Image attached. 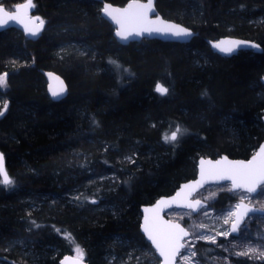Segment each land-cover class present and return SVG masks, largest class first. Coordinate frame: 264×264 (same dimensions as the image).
I'll list each match as a JSON object with an SVG mask.
<instances>
[{"label": "trees", "instance_id": "16d2710c", "mask_svg": "<svg viewBox=\"0 0 264 264\" xmlns=\"http://www.w3.org/2000/svg\"><path fill=\"white\" fill-rule=\"evenodd\" d=\"M34 3L35 13L50 20L49 31L35 41L16 36L14 30L0 33V74H8V91L0 88V98L9 103L0 118V151L12 181L4 184L0 176V249L33 239L38 253L27 264H58L62 254L56 259L49 247L65 239L67 247L81 248L97 264L107 253L121 255L120 241L150 248L140 230L143 205L196 178L200 154L248 159L264 138V27L238 33L256 40L261 52L241 51L226 58L208 44V38L223 34L230 8L255 4L263 10L264 0H157L165 18L196 35L189 43L142 40L127 45L117 41L95 1ZM65 40H82L91 51L60 58L55 45ZM23 53L25 66L15 69L6 63ZM98 65L110 67L115 77L97 72ZM51 66L60 70L69 88L60 101L47 94L44 71ZM159 83L168 89L166 95L156 91ZM177 128L175 141L165 139ZM104 140L109 143L105 150L100 146ZM86 153L105 168L118 170L117 189L99 199L118 205V213L91 215L97 204L83 195L81 207L50 201L26 214V199L51 200L72 191L78 184L72 166ZM125 154H134V162L120 169ZM233 201L231 193L223 192L213 205ZM218 252L206 242L196 245L202 263L213 264Z\"/></svg>", "mask_w": 264, "mask_h": 264}, {"label": "rangeland", "instance_id": "374dc122", "mask_svg": "<svg viewBox=\"0 0 264 264\" xmlns=\"http://www.w3.org/2000/svg\"><path fill=\"white\" fill-rule=\"evenodd\" d=\"M92 1H95V4L97 5V8H99L100 12H102L104 3L106 2L120 5L118 3H113V0ZM100 2L101 4H98ZM0 4H3V0H0ZM15 6L6 8L8 10H14ZM238 6L239 7H232L229 9L230 12H228L227 14L229 16V22L225 23L220 31L223 32V34L219 37L217 36L214 39L208 38L209 41L217 40L225 36L243 38L238 33H243L244 30L249 31L251 30V28L260 29L261 27H264V9L258 10L257 5L255 4H241ZM230 19H232V22L230 21ZM43 20L46 24V28L44 31V33H46L51 28L50 20L46 18H44ZM10 30H14L16 36L23 35L26 40L29 39V36L26 35L22 30H18L15 28H9L3 32H7ZM90 49L91 46L82 40H65L62 42H58V44L55 45V54L60 58L64 56H86L91 51ZM27 62V56L23 53L19 54V56L8 59V62L6 63L10 66H14L15 69H18L21 66H25L26 64H28ZM59 71V69H55L53 66H51L50 69L44 71L46 86H48L47 73L55 72L64 77ZM96 71L99 73H108L112 75L113 78L115 77V73L110 67H102V65H98L96 67ZM262 77H264V75ZM5 79L6 83L3 86H0L3 92L8 91V74ZM8 107L9 103L7 101V98L4 96L1 97L0 113L2 114H0V118L6 114ZM171 134L172 133H170L169 137L171 136ZM108 144V141L104 140V142L101 143L100 146L103 150H105L107 149ZM93 156L94 155L91 153H86L83 155L81 160L76 158V160L74 161V166L72 167L77 170V175H75L73 179L77 181L78 184L73 187L72 191L65 192L61 197H55L51 200L50 197H43L36 200H34V198L26 199L25 203L28 205H26L27 207L25 209V213L30 214L32 210H39L44 205H50L52 204L50 203V201H59L58 203L64 204V206H68L71 208H77L78 206L81 207L83 206V203L80 200L81 197L85 195V197L89 199V201L97 204L93 209L89 211L91 215L103 213L117 214L118 205L106 201H102V203H100L99 199L109 196V194L117 189L120 183L118 170L115 168H105L103 165H100ZM202 156L210 157L207 154H200L199 158ZM134 158V154L123 155L121 162L119 161L118 164L119 168L122 169L121 164L125 162H134ZM223 192L231 193L234 196L235 201L227 204L224 207L214 206V202ZM196 198L205 200L208 203V206L197 213L193 212L192 210L178 208L173 209L167 213V217L169 219L181 222L191 232V237L185 241L186 246L182 251L180 257L178 258V264H206L200 262L198 259L196 253V245L198 244V242H206L208 244H212L219 250L218 254L214 255L213 257V264H238L235 259H248L251 261L264 262V255H262L264 254V216H251L242 226L240 232L237 235H233L231 226L235 221V215H229L230 213H236V206L240 201H245L251 205L264 209V186L261 187L260 191L256 195H251L242 191L233 192L229 183L221 185H211L201 190L196 195ZM225 219H228V223L224 222ZM221 233H227V235H221ZM208 237H215V242H213L211 239H208ZM120 242L123 245L121 255L107 253L97 264L160 263V258L156 255V252L151 247V245L149 248L146 246L143 247L136 243L131 246L127 242ZM67 245L68 244L66 243V240L62 239V241H59V246H56L55 244L52 245V247H49L54 251V257L62 254L61 257L59 256L60 258L58 256L56 257V259L59 258L58 264L61 259L68 255L80 258L87 264H91L90 259H87V257L85 256L86 254L84 250L78 247H67ZM7 246L8 247L4 250L0 249V264H22V262L27 264L32 262V259L38 253V247L34 244L33 239H20L19 241H15L13 244ZM77 249H79V251H77ZM249 249L253 250L249 255H238V253L248 252ZM193 252H195L196 254L194 257L191 256V253ZM14 257L17 258L18 262H16V259H13Z\"/></svg>", "mask_w": 264, "mask_h": 264}, {"label": "water", "instance_id": "95a60500", "mask_svg": "<svg viewBox=\"0 0 264 264\" xmlns=\"http://www.w3.org/2000/svg\"><path fill=\"white\" fill-rule=\"evenodd\" d=\"M156 3H157V0H152L151 7L148 9H144V8H141L140 6L147 5L148 0H129L124 6H118V5H114L112 3L107 2V3H104L103 9L106 6H110L108 7V13H111V15H108L102 10V17L114 27L115 38L122 45L140 42L141 40H160L163 42L189 43L195 36L194 35L195 32L182 23L165 18L158 11ZM19 5H22V4H19ZM32 5L33 3L31 2V6L29 8H21L19 10V13L17 14V19L15 20L5 18L7 22L4 25L0 26V32H3L9 28H15L18 30H22L26 35L29 36V39L31 40H38L40 37H42L45 31V28H46V24L41 16H32V10H33ZM129 5H131V7H129ZM0 6H3V5H0ZM145 10H147V13H148V21H156V24L154 25V27L164 28L168 25H176V26H179L180 28L187 29L191 33V35L176 36V35H173L172 32H169V31H164V32L154 31L151 34L144 32L143 35H137L136 34L137 32H140L144 27L149 26L146 22H143V21L137 22L136 20H134V17L137 16L138 13L145 11ZM14 11L15 10L9 11V12H14ZM113 17H115V19H113ZM118 20L120 21V23H117ZM175 30L176 29H173V31ZM118 31L127 35L128 38L123 39L122 37L117 36L116 33ZM32 32H36L37 34L33 36L31 35ZM208 44L215 53H217L218 55L222 57H226V58L237 55L241 51L261 52L262 50L261 45L256 41L245 39V38L230 37V36L221 37L217 40H210ZM216 44H219L220 48L230 47L232 48V51L227 52V53L221 52L219 48L215 47ZM47 79H48V86H47L48 94L53 100L60 101L68 95V92H69L68 85L66 83V80L61 75L55 72H48ZM261 81H262V84L264 85V77L261 78ZM158 85L165 87L161 83H159ZM262 122L264 126V116L262 117ZM261 147H264V138L262 142L260 143V145L258 146L255 153H253L248 159L232 158L226 154L220 155L215 158L202 156L198 159L196 178L181 183V185L177 188V190L173 194L168 195V196H161L154 203L146 204L141 207L142 218H141L140 230L143 236L145 237L146 241L151 245V247L155 250L156 255L160 258L159 264H164V257L160 255L159 250L152 243V241L149 240L148 234L144 232L145 217L148 218L149 227L164 229L168 227V224H179L182 228L187 230L189 235L185 236L180 241V243L183 244L184 246L179 249V252L171 260V264H177L178 258L186 246L185 241L191 237V232L181 222L169 219L167 217V213L176 208L188 209V210H192L193 212L197 213L203 208L207 207L208 203L205 200L196 198V195L201 190L211 185H221V184L229 183L231 185V190L233 192H238V191L246 192L245 190H242V189H233L231 180L215 179L212 176H210L208 172H209V169L213 167H216V168L225 167L229 162H237V161L247 162L251 160L254 156H258V154H260ZM0 154H2L3 156L4 170L7 172L9 176V173L6 168L5 156L2 151H0ZM225 157L227 158V160H224ZM201 160L205 161L203 165V169H204L203 177L201 176V164H200ZM208 161H211L212 164L210 165ZM217 161H221L222 163L217 165L216 164ZM9 178L11 179L10 176ZM196 181H201L202 183L200 185H197L194 183ZM185 185H191V188H185ZM262 186H264V184L258 185L257 190L249 194L256 195L260 191ZM177 193H180V195L178 196ZM189 193H191V195H188ZM172 198H175V202H171ZM195 199H199L203 207L198 208L197 210H193V209H190L184 206L185 203L191 200H195ZM161 200H164L165 202H167V204H170V206L161 205L160 208L157 209L155 206ZM238 205H243V206L240 207L239 209L238 208L236 209L234 222H236L237 220L239 222L237 223L236 231H232L233 235H237L240 232V229L242 228V226L247 222V220L251 216L253 215L264 216V209L262 208L251 205L245 201H240ZM145 209H148V211H145ZM154 220H155V225H153ZM231 229H232V226H231ZM65 258H69V259H65ZM59 264H87V263L80 258L68 255V256H65L63 259H61Z\"/></svg>", "mask_w": 264, "mask_h": 264}, {"label": "snow or ice", "instance_id": "6c2138e0", "mask_svg": "<svg viewBox=\"0 0 264 264\" xmlns=\"http://www.w3.org/2000/svg\"><path fill=\"white\" fill-rule=\"evenodd\" d=\"M152 0H148L147 5H141V8L148 9L151 7ZM31 6V0H26V2L22 5H17L14 12L7 11L3 6H0V26L4 25L8 19L15 20L17 19V14L19 13V10L21 8H29ZM108 7L106 6L103 11L107 13L108 15H111V13H108ZM131 7V5H129ZM38 19V18H37ZM115 19V17H113ZM134 20L137 22H146L149 26L144 27L140 32H137V35H143L144 32H147L151 34L152 32H164L169 31L172 32L173 35L176 36H189L191 33L184 28H180L176 25H168L164 28L161 27H154L156 24V21H148V13L147 10L142 11L137 14V16L134 17ZM117 23H120L118 20ZM173 29H176L173 31ZM37 33L32 32L31 35L35 36ZM117 36L122 37L123 39H127L128 36L125 35L122 32H117ZM223 43V42H221ZM216 48H219L221 52H231L232 48H220L219 44L215 45ZM6 76L7 73L0 74V86H3L6 83ZM156 91L160 93L161 95H165L168 92V89L157 85ZM6 107V106H5ZM2 114V113H0ZM179 132V128H177L176 131H174L170 137H165V139H170L172 141H175L177 139V133ZM224 160H227L225 157ZM205 161L201 160V176L204 175V165ZM208 163L211 165L212 162L208 161ZM221 161H217L216 164H221ZM208 174L212 176L215 179L218 180H231L232 181V187L233 189H242L245 190L248 193H253L257 190V186L260 184H264V147H261L260 154L258 156H254L251 160L244 162V161H237V162H229L225 167L222 168H210ZM0 176H2V182L4 184H10L12 181L9 178L7 172L4 170L3 166V156L0 154ZM197 185H200L201 181L194 182ZM185 188H191V185H185ZM179 196L180 193H177ZM188 195H191L189 193ZM171 202H175V198H172ZM161 205L170 206V204H167L164 200H161L158 202V204L155 206L157 209L160 208ZM185 207H188L193 210H197L198 208L203 207L201 201L199 199L191 200L184 204ZM243 205H237L236 207L239 209ZM145 211H148V209H145ZM231 215H235V213H230ZM225 223H228V219H225ZM239 221L237 220L232 224V231H236L237 229V223ZM167 223V222H165ZM153 225H155V220L153 221ZM144 232L148 234L149 240L152 241V243L156 246V248L159 250L160 255L164 257V264H171V260L175 255L179 252V249L182 248L184 245L180 243V241L185 237L188 236L189 233L187 230L182 228L179 224H168L167 228L159 229L155 227H149V221L148 218L145 217V226H144ZM221 235H227V233H221ZM208 239H211L213 242H215V237H208ZM79 251V249H77ZM253 250L249 249L248 252H242L238 253V255H249ZM195 252L191 253V256H195ZM264 255V254H262ZM69 259V258H65Z\"/></svg>", "mask_w": 264, "mask_h": 264}, {"label": "flooded vegetation", "instance_id": "af4514ba", "mask_svg": "<svg viewBox=\"0 0 264 264\" xmlns=\"http://www.w3.org/2000/svg\"><path fill=\"white\" fill-rule=\"evenodd\" d=\"M26 1H22V2H20V3H18L17 5H19V4H23V3H25ZM31 2L33 3V5H32V16H39L38 14H36L35 13V9H36V4L34 3V0H31ZM0 5H3L5 8L6 7H12V6H6L5 4H0ZM16 5V6H17ZM7 9V8H6ZM8 10V9H7ZM9 11H13V9L12 10H9ZM218 157V156H217Z\"/></svg>", "mask_w": 264, "mask_h": 264}]
</instances>
